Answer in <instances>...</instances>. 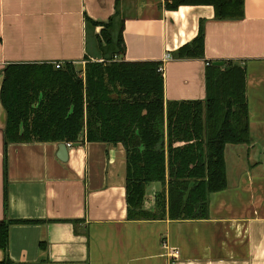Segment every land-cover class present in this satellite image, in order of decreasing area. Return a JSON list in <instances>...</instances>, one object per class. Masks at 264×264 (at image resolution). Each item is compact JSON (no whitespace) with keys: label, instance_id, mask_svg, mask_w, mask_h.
Instances as JSON below:
<instances>
[{"label":"crops","instance_id":"0c3cea01","mask_svg":"<svg viewBox=\"0 0 264 264\" xmlns=\"http://www.w3.org/2000/svg\"><path fill=\"white\" fill-rule=\"evenodd\" d=\"M164 2L0 0V71L8 63L56 62L81 76L85 58L98 55L100 31L86 34L84 17L106 22L115 11L123 24L122 60L170 55L162 65L164 103L202 100L206 61L244 65L249 141L224 146L225 188L210 195L206 219L128 220L122 143L70 142L63 162L57 142L8 144L4 165L0 104V221H29L7 227L12 264H264V0H242L236 20H216L211 5L169 10ZM199 26L203 58H174ZM155 188L143 203L150 211Z\"/></svg>","mask_w":264,"mask_h":264},{"label":"trees","instance_id":"16d2710c","mask_svg":"<svg viewBox=\"0 0 264 264\" xmlns=\"http://www.w3.org/2000/svg\"><path fill=\"white\" fill-rule=\"evenodd\" d=\"M211 5L216 20L242 16V0H165L166 9ZM98 55L85 58L82 75L63 63H8L0 71V104L5 112L2 146L35 142L122 143L128 220L206 219L211 194L226 186L223 149L248 140L244 65L225 61L203 69L202 100L163 101L160 61H124L122 18L106 22L84 17ZM176 59L203 58V33L172 52ZM4 175V172H3ZM3 208L6 180L3 178ZM152 211L143 207L155 186ZM25 220L0 221V264L7 255V227Z\"/></svg>","mask_w":264,"mask_h":264},{"label":"water","instance_id":"95a60500","mask_svg":"<svg viewBox=\"0 0 264 264\" xmlns=\"http://www.w3.org/2000/svg\"><path fill=\"white\" fill-rule=\"evenodd\" d=\"M207 62H205L206 65ZM212 65L214 66H220L223 65L222 60H216L212 62ZM66 142H57V152H56V157L59 161H65L67 159V146L65 145ZM72 145L77 146V142H73Z\"/></svg>","mask_w":264,"mask_h":264},{"label":"built area","instance_id":"2783aa9c","mask_svg":"<svg viewBox=\"0 0 264 264\" xmlns=\"http://www.w3.org/2000/svg\"><path fill=\"white\" fill-rule=\"evenodd\" d=\"M170 58H171L170 55H168V54L165 53V55H163V59H162V61H160V66L157 68V70H158V71H162V65H163V63H164L165 61L169 60ZM206 64H207V63H206ZM53 65H54L55 68H59L62 64H60V63H56V62H55ZM65 145L69 147L70 142H69V143H65Z\"/></svg>","mask_w":264,"mask_h":264},{"label":"rangeland","instance_id":"374dc122","mask_svg":"<svg viewBox=\"0 0 264 264\" xmlns=\"http://www.w3.org/2000/svg\"><path fill=\"white\" fill-rule=\"evenodd\" d=\"M228 147L230 148L232 146L229 145ZM227 151H229V150H227ZM226 157H227V159H226V169L229 171V169L232 168V157L228 154V152H227Z\"/></svg>","mask_w":264,"mask_h":264}]
</instances>
